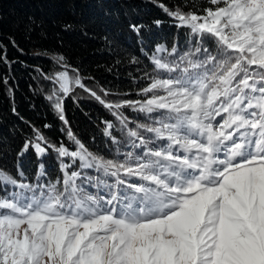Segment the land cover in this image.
Masks as SVG:
<instances>
[{
    "label": "snow or ice",
    "instance_id": "6c2138e0",
    "mask_svg": "<svg viewBox=\"0 0 264 264\" xmlns=\"http://www.w3.org/2000/svg\"><path fill=\"white\" fill-rule=\"evenodd\" d=\"M208 3L203 15L160 5L190 30L189 51L167 60L157 46L149 59L165 75L141 90L146 99L107 101L109 93L87 88L77 69L50 77L58 91L46 98L65 123L58 93L68 96L72 85L124 128V107L157 118L128 129V143L141 151L123 160L90 152L71 129L75 150L32 126L24 150L32 147L39 157L50 148L114 179L95 185L104 197L81 187V173L63 160L62 178L47 184L38 182L42 171L37 183H27L22 171L18 179L0 169V264H264V0ZM209 40L214 50L205 46ZM176 52L173 45L169 56ZM52 58L68 67L64 56ZM104 123L119 154L114 125Z\"/></svg>",
    "mask_w": 264,
    "mask_h": 264
},
{
    "label": "trees",
    "instance_id": "16d2710c",
    "mask_svg": "<svg viewBox=\"0 0 264 264\" xmlns=\"http://www.w3.org/2000/svg\"><path fill=\"white\" fill-rule=\"evenodd\" d=\"M161 4L170 9L180 5L185 12L198 15L204 14V8L212 7L208 0H0V169L18 179L22 171L27 183H37L36 174L42 171L38 182L47 184L62 178L63 160L71 165L69 171L81 173L77 181L81 187L106 197L103 186L95 185L99 180L112 183L114 178L95 168L81 169L79 160L58 158L50 148L38 157L32 147L24 150V144L33 138L35 126L52 144L59 146L62 142L75 150L68 138L71 129L90 152L105 159L123 160L124 153L141 151L128 143L132 139L127 136L128 129H136L137 124H152L157 114L149 116L121 108L128 122L124 128L112 111L83 88L72 85V92L62 96L65 123L46 97L58 88L50 77L65 70L74 76L72 69H77L87 88L102 97L100 89L109 93L107 101L146 99L150 94L141 90L153 76L165 75L149 59L157 46H164L166 50L157 55L167 60L189 51L190 30L177 27V21ZM132 25L140 27L139 32ZM173 45L177 52L169 56ZM205 46L213 50L215 47L211 40ZM60 55L65 57L67 68L52 58ZM105 121L112 122V136L122 142L119 154L118 145L104 135ZM87 177L92 180L87 181ZM2 188L0 185V194ZM12 190L8 186L7 191Z\"/></svg>",
    "mask_w": 264,
    "mask_h": 264
},
{
    "label": "rangeland",
    "instance_id": "374dc122",
    "mask_svg": "<svg viewBox=\"0 0 264 264\" xmlns=\"http://www.w3.org/2000/svg\"><path fill=\"white\" fill-rule=\"evenodd\" d=\"M54 90L58 91V88H55ZM53 90V91H54ZM59 95H61V97L63 96L62 93H58ZM13 191V190H12Z\"/></svg>",
    "mask_w": 264,
    "mask_h": 264
}]
</instances>
